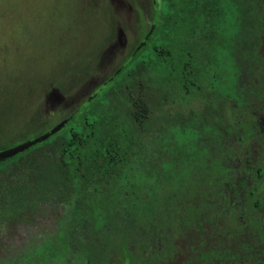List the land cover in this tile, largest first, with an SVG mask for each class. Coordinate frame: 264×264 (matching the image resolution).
Listing matches in <instances>:
<instances>
[{
  "label": "trees",
  "instance_id": "16d2710c",
  "mask_svg": "<svg viewBox=\"0 0 264 264\" xmlns=\"http://www.w3.org/2000/svg\"><path fill=\"white\" fill-rule=\"evenodd\" d=\"M133 1L138 43L124 61L74 109L65 110L61 105L48 110L47 115L43 105L40 117L33 112L28 129L34 134L32 139L63 119L70 121L45 142L0 162V230L8 224L27 222L33 204L48 201L61 210L58 222L64 223L67 231L59 232L61 248L72 264H126L120 229L123 225L139 226L145 213L133 202H140L137 190L149 191L150 185H155L143 164L145 139L160 145L173 127L179 142L192 136L184 129L188 123L181 111L166 115L161 130L153 125L152 97L156 96L155 101L162 106L177 105L183 98L203 102L200 116L216 133L217 127H223L215 115L218 98L235 96L237 48L250 56L256 48L262 58L258 52L264 42V0H148L150 24L139 8L140 1ZM113 21L107 27L106 40L116 29ZM85 22V32L80 34L84 50L90 40L86 34L90 20ZM152 28L145 46L136 51ZM93 58H85L82 78L77 82H83L93 70ZM160 70L164 76L153 81L150 74ZM63 87L60 92L67 91ZM223 128L229 132L227 126ZM189 150L196 152L190 156L193 163L202 165L205 150ZM256 173L258 178L264 174L262 168ZM240 186L243 203L264 206V190L255 197L250 181L243 179ZM119 194H125V210L111 208ZM95 232L100 242H94ZM43 249L41 245L36 252L41 254Z\"/></svg>",
  "mask_w": 264,
  "mask_h": 264
},
{
  "label": "rangeland",
  "instance_id": "374dc122",
  "mask_svg": "<svg viewBox=\"0 0 264 264\" xmlns=\"http://www.w3.org/2000/svg\"><path fill=\"white\" fill-rule=\"evenodd\" d=\"M138 1L149 21L148 0ZM135 3L133 0H0V151L34 137L28 131L29 120L33 112L35 116H41L39 109L43 105L48 115L49 109L44 102L53 89L59 90L65 85L67 91L60 92L66 100L62 106H66L65 110L74 109L124 61L138 43L133 12ZM113 19L115 28L121 27L125 33V51L108 50L116 42V29L112 38L106 40L109 34L106 30ZM86 20H90L86 31L90 40L84 50L81 47L84 39L80 34L85 32ZM255 49L252 51L254 55ZM234 54L239 72L245 74L239 82H243L242 87L235 85L242 103L240 114H237L240 122L233 119L236 101L229 98H219L217 113L226 120L231 119L241 129L242 126L252 127L264 145V63H258L253 55H245L239 47ZM87 56H97V59L93 58V70L83 82H77L82 78L81 70ZM164 74L163 70L152 72L150 78L156 81ZM155 100L156 96H153L151 122L160 130L166 115L180 111L186 122L201 130L203 102L183 98L177 105L162 106ZM170 132L173 140L166 134V143L160 147L152 144L149 138L144 141L142 159L147 168L146 176L155 175L157 184L161 178H166L162 176L160 163L161 169L167 170V161L174 163V152L178 151L176 143H181L177 129L173 127ZM194 145L210 150V160L216 168L193 174L190 184L193 182L196 190L193 185L192 198H187L181 191H171V185L166 184L156 186L157 192L154 185H150L149 191L137 190L140 202H133L135 206L138 204L140 213H145L140 220L147 236L152 239L147 247L148 264H186V259L196 258L204 249L233 247L232 240L238 236L243 241L240 246L244 248L250 244L243 240L247 228L242 214L225 201L229 199L227 184L219 174V166L228 167L237 175L241 173V166H247L246 155L250 147L244 143L215 145L212 139L204 140V137ZM118 198L111 208L125 210V194H119ZM27 217V222L1 228L0 264H72V258L67 257L61 248L59 232L67 233L65 224L58 222L62 217L61 210L52 207L48 201L38 202L33 204ZM262 219L264 226L263 216ZM111 224L115 225L114 222ZM93 236L96 242H100L101 237ZM41 245L44 249L38 254L36 249ZM250 260L243 257L241 263ZM189 264L199 263L194 260Z\"/></svg>",
  "mask_w": 264,
  "mask_h": 264
},
{
  "label": "flooded vegetation",
  "instance_id": "af4514ba",
  "mask_svg": "<svg viewBox=\"0 0 264 264\" xmlns=\"http://www.w3.org/2000/svg\"><path fill=\"white\" fill-rule=\"evenodd\" d=\"M151 22L152 20L149 21V24ZM115 45L116 46L113 49V51H116V50L125 51L124 50L125 47L121 48L120 46H117V44ZM258 54H260L262 58L259 59L258 57L259 55L257 56V54L256 55L253 54L252 57H255L258 63H261L260 61L264 63V42ZM236 67H237V60H236ZM111 74L109 75V77L111 76ZM244 77H245V74H241L239 72L236 84H240L239 82L242 81ZM106 80L102 82L101 84L105 83ZM242 83L243 82H241L240 86L242 85ZM93 84L95 85V87L98 86L97 83H93ZM219 98L217 101V105L215 106V115L223 123V127L224 126L228 127L229 132L226 133L223 127H220V128L217 127V132L213 133L210 130L209 126H206V123L204 122L203 119H201V125H200L201 130L196 129L195 127H192L187 122L188 124L184 126V129L189 130L192 136L189 137V139L185 142H181L179 144L175 142L177 146L176 149H178V151L176 150V152H174L176 153L175 154L176 156L174 157L175 158L174 163L171 160L167 161L168 162L167 165H169V169L165 170L166 172L163 171V169H161L162 164L160 163V170H161L162 176L166 178L164 180L163 178H161L162 180H160L158 184H157L158 182L157 177L155 175L151 176L149 179H153L155 183L154 185L155 192H157L156 186H158L159 188V187L165 186L166 184V185H171V191L172 190H174L175 192L181 191L184 193V195L187 198L189 197L192 198L193 190H194L193 188H195L196 190L194 183L192 182L190 184V180L193 174L194 173H198V174L206 173L210 168L211 169L213 168L214 170L216 168L213 161L210 160L211 159L210 150L204 146L201 148H198L197 146L194 145V142L198 143L201 137H204V140L207 138L212 139L215 145L216 144L217 145L227 144V143L228 144L232 143L234 145L244 143L245 145H248L250 148H249V151H247V155H246V158H247L246 165L247 166H241L242 168L241 173L237 175L234 172V170L228 167L219 166V174L223 177V180L227 184L226 192L229 194V199L228 200L225 199V201L227 202L229 206L232 205L234 209L240 212V214H242L243 219L245 220L244 223L246 225L247 231H246V239L243 238V240H246L247 242H249L250 243L249 246L244 247V248L240 246L243 241H242V238L238 236L234 240H232L233 247L225 245L224 247H221L220 249H217L214 247L204 249L203 251L199 252L196 258H194L193 256L192 259L191 258L186 259L185 263L189 264L191 262H194L195 260V262L199 264H215V263L216 264H242L241 258L246 257V258H251L250 262L246 264H264V226L261 224V222H263L262 216L264 218V206H260V207L248 206L245 203H243L242 198L240 196L241 194L240 181L243 179L251 182V184L253 185L252 186L253 190L255 191V195H254L255 197L259 196L264 190V174L262 177L258 178V175L256 173L258 168H262L264 172V145L261 142V140L256 137L257 134L253 130L252 127L242 126V129H241L240 126L234 125L231 122V119L226 120L220 115H218L217 107L219 105ZM45 99H46L45 104H47L46 107L51 111H54L58 109L61 105L66 104L65 99L63 102H57L51 97H49V94L45 97ZM221 99L226 100L224 98H221ZM230 99L236 101V105H235L236 111L234 115L232 116H233V119L238 122L239 118H237V114H240L242 103L237 96V89H235L234 98H230ZM169 137L173 140L170 134H169ZM160 138H161V135H160ZM164 139L165 141L161 142L160 145H162L163 143L164 144L166 143L167 138H164ZM192 147L196 151L205 150L206 157L203 159L202 165L199 163H193V160H191L190 156H193V154H196V152H193L191 150H189L188 152L187 149L192 148ZM160 149L161 148H159L158 153L160 152ZM170 155L173 156L174 154H172L171 152ZM184 160H186L187 163H185ZM133 225L134 224L126 228H125V225H123L124 227L120 229V233H119L120 242L125 243V253L123 255V259L126 260V258H128V261H125L126 264H148L147 259L149 257L147 258V256L149 254V250L147 247L151 243L152 239H150L149 236H147L146 234L147 231L145 230L144 224L142 222L139 223V226L137 228L136 226H133ZM93 234H96V232ZM93 239H94V236H93ZM94 242H95V239H94Z\"/></svg>",
  "mask_w": 264,
  "mask_h": 264
},
{
  "label": "water",
  "instance_id": "95a60500",
  "mask_svg": "<svg viewBox=\"0 0 264 264\" xmlns=\"http://www.w3.org/2000/svg\"><path fill=\"white\" fill-rule=\"evenodd\" d=\"M152 30H153V28L145 36L144 40L141 41V43L137 46L136 51L140 50L142 47L145 46L146 40L151 35ZM115 37H116V43L115 44H117V46H120L121 48H124L126 46L127 40L125 37V33L121 27L117 26ZM115 44L113 46H111L108 50L112 51L116 46ZM118 72H119V70L117 71V73ZM49 97H51L52 99H54L57 102H63L65 99L64 96L60 93V91L58 89H53L51 91V93L49 94ZM69 121H70V119H64V120L60 121L59 123H57L55 126H53L48 132L41 134L40 136H38L34 139H31V140L25 141L21 144H18L14 147L0 151V162L11 159V158L19 155L20 153H23L24 151L28 150L29 148H31L37 144H40L42 142H45L50 137H52L55 134H57L58 132H60L69 123Z\"/></svg>",
  "mask_w": 264,
  "mask_h": 264
}]
</instances>
